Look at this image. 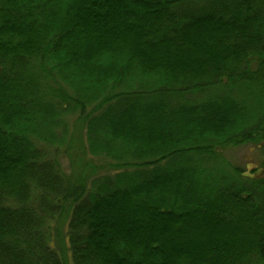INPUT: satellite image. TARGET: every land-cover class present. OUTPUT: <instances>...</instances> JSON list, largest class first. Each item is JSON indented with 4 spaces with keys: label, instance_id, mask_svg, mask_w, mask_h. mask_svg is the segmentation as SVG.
<instances>
[{
    "label": "trees",
    "instance_id": "16d2710c",
    "mask_svg": "<svg viewBox=\"0 0 264 264\" xmlns=\"http://www.w3.org/2000/svg\"><path fill=\"white\" fill-rule=\"evenodd\" d=\"M199 1L0 0V264H264V0Z\"/></svg>",
    "mask_w": 264,
    "mask_h": 264
},
{
    "label": "rangeland",
    "instance_id": "374dc122",
    "mask_svg": "<svg viewBox=\"0 0 264 264\" xmlns=\"http://www.w3.org/2000/svg\"><path fill=\"white\" fill-rule=\"evenodd\" d=\"M202 1L203 0L199 1V3H201ZM225 155L230 161H233L234 163H239L242 166H244L246 162L250 161H255L256 163H258L261 159L260 153L255 150H252L250 145H242L236 148H228L226 149Z\"/></svg>",
    "mask_w": 264,
    "mask_h": 264
}]
</instances>
